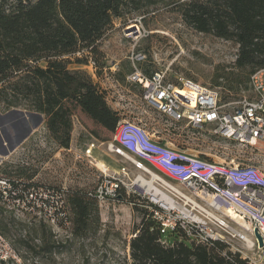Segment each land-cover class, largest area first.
Instances as JSON below:
<instances>
[{
  "label": "rangeland",
  "instance_id": "obj_1",
  "mask_svg": "<svg viewBox=\"0 0 264 264\" xmlns=\"http://www.w3.org/2000/svg\"><path fill=\"white\" fill-rule=\"evenodd\" d=\"M137 30H140V34L132 37V32L137 33ZM97 49L95 56L104 65L98 70V81L104 88L109 105L119 109L124 118L141 120L147 129L150 128L149 124L153 123L156 131L170 138L177 146L191 148L194 154L201 157L217 162L234 161L264 166V146L243 147L225 139L212 137L207 131L195 134L186 130L183 133L181 126L148 106L141 96L139 86L129 81L133 70L131 54L136 51L146 55L147 59L138 66L148 73L156 70L167 71L168 78L173 82L188 79L207 88L218 87L224 97L238 98L248 92L250 70L236 65L239 45L234 39L199 32L185 22L178 6L161 3L150 11L128 12L124 17L115 19L112 28L97 42ZM70 56L71 69L80 68L87 72L85 63L77 62L83 57L77 54ZM42 62L40 63L43 64ZM30 111L28 102L21 99L19 107L9 110L8 113H0V132L8 139V148L18 144L19 139L29 131L31 124L40 121V116L31 117ZM43 118L46 119L44 116ZM72 122L73 130L77 128L76 132L72 131L75 147L80 148L93 135L99 145L97 150L100 158L96 156L98 162L105 161L111 169L117 170L123 163V158L107 148L108 144L114 141L117 130L112 133L95 127L92 121L79 111L74 112ZM82 130L85 132L81 133ZM43 132L29 152L32 160L30 164L39 168L33 169L39 175L34 180L35 183L64 186L68 189H93L100 179L98 168L74 162V158H68L67 155L56 160L53 155L50 156V149L47 147L48 131L43 129ZM41 144L46 147V151L38 155V146ZM2 151L4 152V149L0 147V152ZM23 152L25 149L16 156L14 165L11 164L12 167L7 169L8 171L19 169ZM37 155L40 158L38 161ZM44 159L45 165L37 163ZM125 166L129 173L127 182L131 183L138 173L131 164L125 163ZM5 175L21 178L17 173L9 172ZM160 175L166 184L160 180H153L152 184L181 202L179 191H189L174 179L167 178L163 173ZM135 190L136 202L144 206L141 203L149 200L147 190L138 185ZM149 210L151 211L150 208ZM230 215L244 223L232 211ZM99 218V222L93 225L94 229L87 235L75 236L71 228L57 229L45 221H34L26 215L17 217V214L9 212L0 203V232L11 242L20 261L14 264H133L130 241L141 222L140 213L134 210L132 203L121 200L111 206H99ZM234 226L238 231H243L239 224ZM165 237L169 243L182 240L188 244L192 243L184 232L179 233V237L169 234ZM231 244L233 251L252 261H256L261 253L258 249L249 250L245 243L237 238H233Z\"/></svg>",
  "mask_w": 264,
  "mask_h": 264
},
{
  "label": "trees",
  "instance_id": "obj_2",
  "mask_svg": "<svg viewBox=\"0 0 264 264\" xmlns=\"http://www.w3.org/2000/svg\"><path fill=\"white\" fill-rule=\"evenodd\" d=\"M161 3L178 6L185 22L199 32L234 39L239 45L238 67L248 68L250 74L264 68V0H0V113L26 100L31 111L46 118V142L56 148L70 147L75 111L87 116L93 126L115 133L123 115L109 105L105 91L85 70L69 67L70 55L86 48L95 56L97 42L115 19L128 12L150 11ZM97 62L99 68L104 66ZM149 127L155 130L153 123ZM0 172L17 173L18 180L32 184L22 179L20 167ZM95 187L67 188L75 236L87 235L100 220L99 204L91 195ZM135 197L124 190L120 199L132 203L141 215L130 241L133 264H254L222 241L191 239V244L182 240L163 245L166 235L148 201L139 205ZM181 232L167 234L179 237Z\"/></svg>",
  "mask_w": 264,
  "mask_h": 264
},
{
  "label": "built area",
  "instance_id": "obj_3",
  "mask_svg": "<svg viewBox=\"0 0 264 264\" xmlns=\"http://www.w3.org/2000/svg\"><path fill=\"white\" fill-rule=\"evenodd\" d=\"M137 31L132 32V37L140 34V30ZM75 54L86 59L87 73L100 85L96 57L88 49H81ZM146 59L144 53L132 52L133 70L129 81L139 86L141 96L148 106L181 126V132L187 130L196 134L207 131L212 137L243 147L264 146V68L250 74L247 94L234 98L224 97L218 87L207 88L195 82L194 86L198 87L195 89L187 87L185 80L173 82L168 78L167 71L148 73L138 66ZM96 146V141L90 142L84 155L77 154L76 160L98 168L100 179L91 195L99 206L114 205L120 201L122 191L130 195L137 192L136 185L143 187L140 175L133 182H127L129 173L125 167L114 172L105 164L99 165L93 156ZM107 148L136 168L149 173V180L153 178L166 184L165 180L151 173L146 162L163 169L189 191H179L181 202L161 192L154 184V188L168 200H157L146 192L152 216L158 221L164 236L170 231L181 230L188 238L199 243L222 241L231 246V240L237 238L249 250H260L256 261L250 260L252 263L263 262L264 166L234 161L217 162L190 154L183 148L163 145L139 121L126 118L120 122L114 141ZM66 192L67 187L64 186L58 188L33 182L27 184L0 172V203L9 212L17 214V217L26 215L34 221H45L57 229L71 228ZM231 211L246 224L242 225L233 218ZM237 224L243 231L235 228ZM256 229L262 235V247L255 235ZM248 236L252 246L246 241ZM161 243L170 245L165 237ZM19 262L11 242L0 232V264Z\"/></svg>",
  "mask_w": 264,
  "mask_h": 264
},
{
  "label": "crops",
  "instance_id": "obj_4",
  "mask_svg": "<svg viewBox=\"0 0 264 264\" xmlns=\"http://www.w3.org/2000/svg\"><path fill=\"white\" fill-rule=\"evenodd\" d=\"M112 108L115 109V110H117V111H119V109H117L116 107L115 108L112 107ZM8 112L9 111H6L5 113H8ZM29 113H30L31 117L34 116V115L35 116H40V121L37 124H31V127H30L29 131L27 133H25V135L22 136L19 139L17 145H15V146H13L11 148H8L7 147L8 145H6L7 143H9L8 142V139L0 132V147L2 149H4V152L3 151L0 152V170L11 168L12 165H14L13 163H14V160H16V156L18 154H20L22 150L25 149V152L22 153L21 164H19L20 169H24V175H22V179H27V181L35 183L34 180L39 175L35 174L34 176H30L29 177V174L31 172H33V169H39V168L38 167L36 168L35 165H31L30 164V162H32V160H31V156H30V153L29 152L32 149L31 146L34 143H36L37 141H39L40 137H42L41 134L44 133L43 132V129H46V126L44 125L45 119L43 118V115H40V114H38L37 112H34V111H30ZM137 121H139V120H137ZM139 122L142 124L141 120ZM76 130H77V128H74L73 133L76 132ZM147 130L153 135V137L159 143H161L163 145H172L173 147H175L177 149L181 148V147L177 146L173 141H171L170 138H166L164 135H162L161 133H159V131H156L154 129L151 130L150 128L147 129ZM83 132H85V131L82 130L81 133H83ZM91 136H92V138H90V140H88V142H85L83 145H81L80 148L78 146H77V148L75 147V145H74V137L72 138L71 145H70L69 148H56V147L52 146L50 143L47 142V147L50 149V156L53 155V158H55L56 160H60L63 155H67L68 158H70V157L74 158V162L76 161L77 163L80 162L81 164H84L86 162H84V161L81 162L79 160H76V155L77 154L84 155L83 154L84 153V150L87 148V146L89 145V143L90 142H93V141H96L97 146L93 150V156L96 158V160L98 162L99 161L98 158H100V157H98V155H100V154H99V151L97 150V148L99 147L98 140L93 135H91ZM51 146H52V148H50ZM38 148L40 149L38 155L40 153H45V151H46L45 148L46 147H44L42 144L39 145ZM183 149H185L190 154H194L193 153V150L191 148L184 147ZM38 155L36 156L37 161L40 159ZM117 156H120V155H117ZM120 157L123 158L122 156H120ZM37 161H35V162H37ZM45 161L46 160L44 159V160H42L40 162H37V163L42 166V165H45V163H46ZM122 161H123V163L125 162V163L131 164L133 166V168L136 169V171L138 173L137 176L140 175V176L145 177L146 179H151V175L149 173L143 172L142 170L136 168L131 162L127 161L125 158H123ZM99 163L105 164L106 167H108L111 171H114V172H119L123 167H125L126 169H128L125 166V163L124 164L121 163L119 165V167H118L117 170L111 169L106 164L105 161H104V163L102 161H100ZM146 165L150 168V171H151V173L153 175H157L162 180H164V178L161 177L160 173L161 174L163 173L164 176L166 175L167 178H171L169 175H167L165 172H163L162 169H160L159 167L155 166L154 164L149 163V162H146ZM171 179H173V178H171ZM153 180L154 179L152 178V181ZM262 263H264V259H263V262Z\"/></svg>",
  "mask_w": 264,
  "mask_h": 264
},
{
  "label": "bare ground",
  "instance_id": "obj_5",
  "mask_svg": "<svg viewBox=\"0 0 264 264\" xmlns=\"http://www.w3.org/2000/svg\"><path fill=\"white\" fill-rule=\"evenodd\" d=\"M138 32V31H136ZM186 84H187V87H193L195 89H198V87H195L194 85H196L195 82L191 81V80H188L186 79L185 80ZM160 168V167H159ZM161 169V168H160ZM163 170V169H162ZM164 171V170H163ZM165 172V171H164ZM140 181H141V185L147 190V192H149L154 198H156L157 200L158 199H161L163 201H166L168 200V198L162 194L158 189L154 188L152 182L153 181H148L146 180L143 176H140ZM172 186V185H171ZM170 188V187H169ZM173 188V187H172ZM232 216V215H231ZM234 218V217H233ZM240 219H242L241 217H239ZM238 220V219H237ZM239 222H241L240 220H238ZM243 221V220H242ZM244 223L241 222L242 225L246 224L245 221H243ZM246 241H248L249 243V246L251 245L252 246V240L251 238L248 236Z\"/></svg>",
  "mask_w": 264,
  "mask_h": 264
},
{
  "label": "water",
  "instance_id": "obj_6",
  "mask_svg": "<svg viewBox=\"0 0 264 264\" xmlns=\"http://www.w3.org/2000/svg\"><path fill=\"white\" fill-rule=\"evenodd\" d=\"M255 235H256V237L259 240L260 246L262 247L263 246V238H262V235L259 233V230L258 229L255 230Z\"/></svg>",
  "mask_w": 264,
  "mask_h": 264
}]
</instances>
